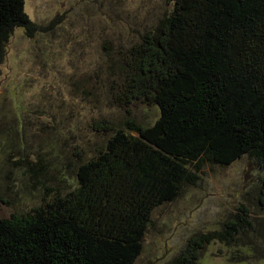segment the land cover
I'll use <instances>...</instances> for the list:
<instances>
[{
  "label": "trees",
  "instance_id": "trees-1",
  "mask_svg": "<svg viewBox=\"0 0 264 264\" xmlns=\"http://www.w3.org/2000/svg\"><path fill=\"white\" fill-rule=\"evenodd\" d=\"M169 4L104 77L82 82L95 98L109 94L127 119L118 129L103 112L93 119L103 141L91 153L66 145L40 153L30 170L58 175L44 185L43 204L0 218V264H136L154 214L196 185L203 163L243 159L261 172L245 199L252 207L242 203L220 230L193 234L168 264H198L213 242L264 259V218L252 216L264 215V0ZM25 5L0 0V63L15 29H32ZM137 104L158 107L159 119L139 123ZM56 182L67 189L48 201Z\"/></svg>",
  "mask_w": 264,
  "mask_h": 264
},
{
  "label": "rangeland",
  "instance_id": "rangeland-1",
  "mask_svg": "<svg viewBox=\"0 0 264 264\" xmlns=\"http://www.w3.org/2000/svg\"><path fill=\"white\" fill-rule=\"evenodd\" d=\"M25 10L32 29H15L0 63V218L43 204L44 185L58 174L43 179L42 171L30 170L40 153L55 145V153L61 145L68 153L93 152L103 139L89 125L101 112L116 129L124 125L127 114L108 104L109 94L95 98L81 84L104 77L171 6L169 0H26ZM130 111L143 125L160 117L158 107L137 104ZM198 176L177 201L156 211L136 264H168L193 234L220 230L242 203L252 207L245 199L261 172L243 159L230 167L203 163ZM62 185L48 187V201ZM240 249L213 242L198 264H264Z\"/></svg>",
  "mask_w": 264,
  "mask_h": 264
}]
</instances>
